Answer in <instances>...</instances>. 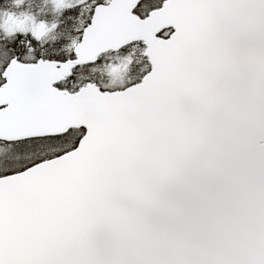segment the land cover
I'll use <instances>...</instances> for the list:
<instances>
[{"label":"snow or ice","instance_id":"1","mask_svg":"<svg viewBox=\"0 0 264 264\" xmlns=\"http://www.w3.org/2000/svg\"><path fill=\"white\" fill-rule=\"evenodd\" d=\"M0 264H264V0H0Z\"/></svg>","mask_w":264,"mask_h":264}]
</instances>
